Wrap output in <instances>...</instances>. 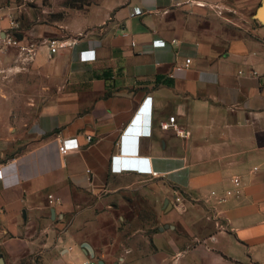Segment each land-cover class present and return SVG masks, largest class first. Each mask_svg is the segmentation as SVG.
Returning <instances> with one entry per match:
<instances>
[{"label": "crops", "instance_id": "crops-1", "mask_svg": "<svg viewBox=\"0 0 264 264\" xmlns=\"http://www.w3.org/2000/svg\"><path fill=\"white\" fill-rule=\"evenodd\" d=\"M12 37L46 99L0 105L2 264H264V0H0ZM113 157L176 159L189 186Z\"/></svg>", "mask_w": 264, "mask_h": 264}, {"label": "built area", "instance_id": "built-area-1", "mask_svg": "<svg viewBox=\"0 0 264 264\" xmlns=\"http://www.w3.org/2000/svg\"><path fill=\"white\" fill-rule=\"evenodd\" d=\"M142 14L141 9L139 8H134L131 16H139ZM8 42L13 45H18V41L12 37L8 39ZM22 48V47H21ZM24 50V48H22ZM156 57L158 59V62L161 64H168V63H175L176 58L175 54L172 52H162V53H157ZM191 63L190 58H186L184 65L187 67ZM73 70H78V66L72 65L71 66ZM156 68L157 66L154 64H146V65H140V66H135L134 67V75L136 77H145V76H152L156 74ZM83 71L85 70H90V68L82 69ZM148 98H146L143 101L144 109L143 113L146 115V111L148 109L149 103L147 101ZM174 122V118L170 117L168 120V123H165L162 125L163 129H168ZM135 130V128L133 129ZM147 129L146 128H139L138 133H146ZM87 141H91V137L87 136L86 137ZM128 142L127 145V151L131 150V147L133 146V140L126 136L123 137V147L125 146L124 144ZM56 144V152L59 156V158L64 159L68 154H70L69 148L63 143V141L60 138H57L55 141ZM118 158V159H117ZM152 164V168L150 165ZM169 166L172 167H179L177 170V175L173 176V179L179 184L180 187L182 188H187L189 186V181H188V176L185 170L180 168V163L176 159H166V158H155V159H146V158H134V159H128L125 157H113L111 160V168H113L114 171L122 173L124 171H130V170H136L137 172L140 173H149L152 176H157V174H163L162 176L165 177V175L168 174V172H165ZM3 169V171H2ZM176 173V172H174ZM4 167L0 168V180H3L5 185H13L17 183V177L15 174L11 175H6ZM229 194V192H228ZM79 264H97L96 261H84Z\"/></svg>", "mask_w": 264, "mask_h": 264}, {"label": "rangeland", "instance_id": "rangeland-1", "mask_svg": "<svg viewBox=\"0 0 264 264\" xmlns=\"http://www.w3.org/2000/svg\"><path fill=\"white\" fill-rule=\"evenodd\" d=\"M31 48H24L8 42L0 48V105L40 106L46 99L43 83L29 64ZM34 114L23 111L12 113L11 116L23 118ZM6 113H0V121ZM152 186L155 185L153 182ZM157 185V184H156ZM173 191L172 188H167ZM175 256L174 250L168 249V257Z\"/></svg>", "mask_w": 264, "mask_h": 264}, {"label": "clouds", "instance_id": "clouds-1", "mask_svg": "<svg viewBox=\"0 0 264 264\" xmlns=\"http://www.w3.org/2000/svg\"><path fill=\"white\" fill-rule=\"evenodd\" d=\"M143 107H144V105L141 104V106L138 108L136 116H135L137 119H138V116L143 112V109H144ZM151 117H152V108L150 106H148V109L146 111V123L148 124L149 128L151 127V119H152ZM137 119L136 120H135V118L133 119V121H132L133 124L128 128V130H126L128 133H134V130H133L134 126L133 125L136 123ZM139 135L149 136L148 131L144 134L139 133ZM111 170L114 171L113 168H111ZM114 172H116V171H114ZM117 173H119V172H117Z\"/></svg>", "mask_w": 264, "mask_h": 264}, {"label": "water", "instance_id": "water-1", "mask_svg": "<svg viewBox=\"0 0 264 264\" xmlns=\"http://www.w3.org/2000/svg\"><path fill=\"white\" fill-rule=\"evenodd\" d=\"M84 251L87 252H91L90 247L87 244L83 245ZM0 263L2 264V259L0 258ZM98 264H103L102 261H99Z\"/></svg>", "mask_w": 264, "mask_h": 264}]
</instances>
